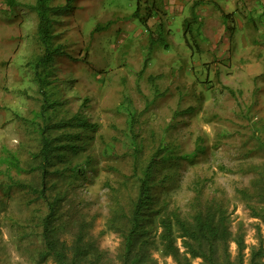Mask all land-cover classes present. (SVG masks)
Segmentation results:
<instances>
[{"label": "rangeland", "instance_id": "rangeland-1", "mask_svg": "<svg viewBox=\"0 0 264 264\" xmlns=\"http://www.w3.org/2000/svg\"><path fill=\"white\" fill-rule=\"evenodd\" d=\"M16 1L21 6L11 8L0 0V173L10 171L16 180L36 185L39 174L32 169L43 101L36 64L43 48L32 10L36 0ZM138 2H51L63 11L53 17V47L59 51L39 70L55 106L48 115L53 123L80 115L91 128L73 124L53 131L60 137L79 132L82 138L80 148L62 153L49 168V184L56 185L49 195L63 200L59 212L87 222L86 240L104 261L121 264L123 240L109 226L114 206L118 200L129 212L138 193L134 167L140 173L159 150L162 163L151 183L153 214L147 219L152 264H176L160 252L159 221L170 211L191 220L196 196L227 212L231 231L242 235L249 264L252 251L264 245V221L252 216L238 191L249 189L258 177L255 169L264 167V1L258 9L245 4L238 16L233 13L229 31L221 20L190 26L178 16L167 18L170 31H158L162 5L147 28L132 17ZM227 88L236 92L234 98ZM13 157L29 175H16ZM9 181L0 175V264H56L53 258L40 263L38 257L44 250L45 205L25 191L8 189ZM63 224L60 238L70 244L76 229ZM144 227L151 226L144 222ZM230 249L237 257L236 243Z\"/></svg>", "mask_w": 264, "mask_h": 264}, {"label": "trees", "instance_id": "trees-1", "mask_svg": "<svg viewBox=\"0 0 264 264\" xmlns=\"http://www.w3.org/2000/svg\"><path fill=\"white\" fill-rule=\"evenodd\" d=\"M70 4L73 0H66ZM163 0H152L150 3L146 0L144 5L139 0L137 8L133 13V18L141 25L151 28L150 20L154 17L158 10V6L162 5ZM52 0H36L32 10L38 16L37 35L38 42L43 48V53L37 61V77L39 86L41 87L42 105L40 107L37 132L40 136V145L34 155L36 166L32 169L33 173L39 174L40 183L33 185L30 182L16 180L10 171L0 173L10 181L7 188L12 190L25 191L33 198V201H41L45 205L44 218L41 219V240L44 244V250L39 252L40 263L48 258H53L56 264H112L104 261V254L94 247L93 243L86 240L87 222L84 219L75 220L70 213L59 212V204L62 199L59 195L51 197L50 189L54 190L56 185L49 184L50 171L55 160H62V153L67 150L76 151L81 142L79 132L68 134L61 137L53 134L64 128H75L87 130L86 119L80 115H76L72 122L53 123V117L48 115L49 109L54 110L53 102L49 103L48 94L44 91L43 79L39 74V70L49 67L58 49L53 47L55 35H53V17L63 11L62 8H55L51 5ZM7 5L11 8L21 6L16 0H7ZM200 2H195L192 7V20L185 22L198 23L196 8ZM144 11V14H143ZM222 17L226 30L229 31V21L232 19L231 13H226L221 9ZM192 26V25H190ZM158 31H163V28ZM162 33L160 32V35ZM188 34V32H186ZM150 36L153 37V35ZM156 40V39H155ZM155 42H151L153 45ZM146 64L144 65L145 68ZM143 72V70H142ZM141 72V73H142ZM154 80V78H152ZM227 91L234 98L236 92L233 89ZM56 105V104H55ZM138 136H134L136 139ZM66 138V140H65ZM135 143V142H134ZM137 151V147L134 148ZM10 161V160H9ZM10 167L14 169L16 175H29L21 166L16 157L11 159ZM160 151L154 153L146 166L139 173L134 167L133 175L138 178V193L136 199L132 202L131 208L127 213L120 202L116 200L114 206V217L110 220V229L115 230L122 238V248L120 255L121 264H152L148 253L153 246L152 241V221H148L153 213V197L151 196L152 181L155 169L161 165ZM254 172V167H252ZM258 177L254 179L251 187L238 191L243 201L246 203L252 216L256 219L264 221V167L256 168ZM79 175V172L73 171V174ZM116 199V198H115ZM194 214L190 219L183 218L177 211H170L160 219L159 224L162 228L158 239L160 241V252L167 257H171L176 264H192V260H200V264H245L243 255V238L242 235H235L231 229L227 212L216 201H206L200 196L195 199ZM150 212V213H148ZM65 214V215H64ZM65 217V222L63 220ZM148 219V220H147ZM144 222L151 227L145 228ZM64 223V224H63ZM65 229H76V234L72 243L68 244L60 238L63 233L61 225ZM74 230V229H73ZM181 240V246L178 241ZM236 243L238 247L237 257L232 256L230 245ZM183 250V251H182ZM264 257L263 241L258 250H253L249 264H261L260 260Z\"/></svg>", "mask_w": 264, "mask_h": 264}, {"label": "crops", "instance_id": "crops-1", "mask_svg": "<svg viewBox=\"0 0 264 264\" xmlns=\"http://www.w3.org/2000/svg\"><path fill=\"white\" fill-rule=\"evenodd\" d=\"M195 2H200V5L196 8V15L198 17L197 19L198 22L221 20L224 26L225 23L222 17L221 9H223L226 13H231V14L235 13V15L238 16L240 11L244 9L245 4L248 5L249 9L251 8L258 9V7L261 5L260 0H163L162 15L157 16L155 19L158 20L156 21L158 22V24L155 25L156 29L161 30L162 27L166 28L167 18L169 19V16H174V17L178 16L180 19H183L184 21L183 25L185 24L186 21L190 22L192 18H190L189 15H192V7ZM205 10H207V12ZM182 13L185 14L187 13L189 15H185V14L183 15ZM160 19H163L162 20L163 23H161ZM151 20H153V18ZM237 22L239 23V21ZM149 25L151 27V23H149ZM166 30L170 31L168 27ZM180 31L181 29L178 30V33H180ZM183 35L186 43V41H189L188 34L185 35L184 33ZM241 37L243 36L241 35Z\"/></svg>", "mask_w": 264, "mask_h": 264}]
</instances>
